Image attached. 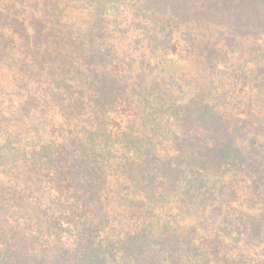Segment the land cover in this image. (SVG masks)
Segmentation results:
<instances>
[{
    "label": "trees",
    "instance_id": "trees-1",
    "mask_svg": "<svg viewBox=\"0 0 264 264\" xmlns=\"http://www.w3.org/2000/svg\"><path fill=\"white\" fill-rule=\"evenodd\" d=\"M52 8L41 77L0 86V264H264V138L238 134L264 128V43L230 23L264 0ZM64 239L86 250L48 259Z\"/></svg>",
    "mask_w": 264,
    "mask_h": 264
},
{
    "label": "rangeland",
    "instance_id": "rangeland-1",
    "mask_svg": "<svg viewBox=\"0 0 264 264\" xmlns=\"http://www.w3.org/2000/svg\"><path fill=\"white\" fill-rule=\"evenodd\" d=\"M54 5V4H53ZM50 6V8L48 7ZM86 8V5H83ZM51 10V11H50ZM52 8V0H0V86L10 83L13 79L16 80L15 83L16 88L23 89L24 86L27 84L26 77L29 74V70L32 68L34 71L39 73L41 70V66L38 64V60H35L36 55L39 56V51L37 50L38 46L37 43L48 44L51 46V42L47 39H40L38 35V31H45L43 27L45 26L46 22L50 20L53 14ZM37 14H42L43 18L45 19L44 26H40L41 24L36 20L35 16ZM76 19L80 20L78 12L74 15ZM28 18V22L26 20ZM32 18V19H31ZM229 17L226 18L228 20ZM251 21L252 24H248ZM30 24L31 27L35 26V32L27 33L23 30L24 24ZM231 25L234 23L238 25L235 27V30L242 31L244 26L250 25L252 30L248 32V40L245 43L246 47H251L252 45L264 43V11L258 9V11H254L251 13L250 16H246L244 11L241 13L239 20H231ZM39 28V29H38ZM41 28V30H40ZM81 33L84 35L86 33L85 24H81L80 27ZM33 29V28H32ZM45 29V27H44ZM47 31V30H46ZM14 37V41L16 42V46L11 45V38ZM23 40V41H21ZM9 43V44H8ZM105 47V42H101ZM48 46V47H49ZM91 48V45H90ZM91 50V49H89ZM88 50V52H89ZM99 60H104L101 57L97 56ZM185 56L184 58H187ZM180 68V67H177ZM39 76H36L40 79ZM29 77V76H28ZM29 82V81H28ZM209 116L217 119V113L208 114ZM223 116V115H221ZM224 117V116H223ZM226 118V117H225ZM228 119V118H227ZM229 120V119H228ZM217 121L222 122L221 120L217 119ZM231 121V120H229ZM255 124V123H254ZM253 127V128H252ZM218 130V129H217ZM252 130L254 133L253 138L250 140H254L256 137L257 139L255 142H251V145L254 146L260 144V141L264 138V128L261 125H247L245 126L244 131L238 132L240 136H245L249 131ZM236 134V133H235ZM238 136V135H237ZM224 153H220L218 155L223 156ZM224 158V157H222ZM245 168H250L246 166ZM264 180V178H262ZM261 179V180H262ZM9 212H12L11 209H8ZM156 245H158L156 243ZM37 248V247H36ZM68 250H86V246L81 245V241L70 242L68 240H61L55 243L49 250L50 252L47 255L48 259L59 261V254L63 251ZM127 252L128 249L126 248ZM127 253L126 255L122 254V249L119 248L116 255L117 264H127L130 260H136L138 257L136 254L137 252L141 251V248H138ZM134 251V252H133ZM145 252H151L150 247L145 248Z\"/></svg>",
    "mask_w": 264,
    "mask_h": 264
}]
</instances>
